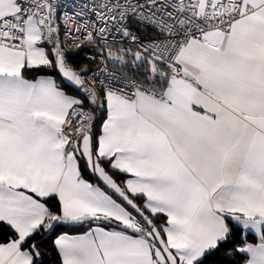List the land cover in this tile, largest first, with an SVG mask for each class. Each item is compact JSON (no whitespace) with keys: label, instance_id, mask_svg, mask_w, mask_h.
<instances>
[{"label":"snow or ice","instance_id":"snow-or-ice-1","mask_svg":"<svg viewBox=\"0 0 264 264\" xmlns=\"http://www.w3.org/2000/svg\"><path fill=\"white\" fill-rule=\"evenodd\" d=\"M58 229L60 264H264V0H0V264Z\"/></svg>","mask_w":264,"mask_h":264},{"label":"trees","instance_id":"trees-1","mask_svg":"<svg viewBox=\"0 0 264 264\" xmlns=\"http://www.w3.org/2000/svg\"><path fill=\"white\" fill-rule=\"evenodd\" d=\"M71 60L70 63L75 66L77 69H79L82 66H87V69L93 68V62L87 58V52L84 49L79 53V55H75L73 53H70ZM75 94L74 92H69V94ZM90 178V176L86 177ZM49 207H55V201L49 202ZM83 229L78 227H73L69 229V232H82ZM60 234V230L58 229L55 233H52L50 235H44V236H38L36 239L40 241V248L42 252V260L43 264H60V258L58 256V253L56 252L54 248V239L57 235ZM235 261V257L225 253L223 250L215 256L211 258V264H232V262Z\"/></svg>","mask_w":264,"mask_h":264},{"label":"built area","instance_id":"built-area-1","mask_svg":"<svg viewBox=\"0 0 264 264\" xmlns=\"http://www.w3.org/2000/svg\"><path fill=\"white\" fill-rule=\"evenodd\" d=\"M138 34H140L142 36V38H151V33L141 32V33H138ZM90 52H91V49H89V53L87 54V57L90 54ZM94 65H95V67L93 69L89 70L88 71L89 73L97 72L99 70L97 64L94 63ZM110 71L115 72L118 76L122 75L121 70L119 68H110Z\"/></svg>","mask_w":264,"mask_h":264},{"label":"crops","instance_id":"crops-1","mask_svg":"<svg viewBox=\"0 0 264 264\" xmlns=\"http://www.w3.org/2000/svg\"><path fill=\"white\" fill-rule=\"evenodd\" d=\"M85 50H86V52H87V54H88V53H89V48H85ZM73 54H74V53H73ZM93 65H94V63H93ZM94 67H95V65H94ZM94 67H93V68H94ZM93 68H89L88 71L91 70V69H93ZM55 78H56L58 84L62 83L61 79H60L58 76H56ZM71 94H72V93H71ZM85 227H86V226H85ZM80 233H81V232H72V233L69 232V234H73V235H75V234H80Z\"/></svg>","mask_w":264,"mask_h":264}]
</instances>
